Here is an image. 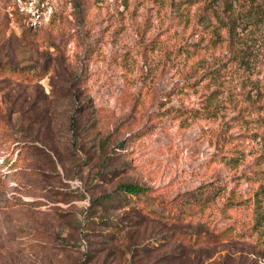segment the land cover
Here are the masks:
<instances>
[{"label": "rangeland", "instance_id": "374dc122", "mask_svg": "<svg viewBox=\"0 0 264 264\" xmlns=\"http://www.w3.org/2000/svg\"><path fill=\"white\" fill-rule=\"evenodd\" d=\"M47 1L0 0V264H264V0Z\"/></svg>", "mask_w": 264, "mask_h": 264}, {"label": "trees", "instance_id": "16d2710c", "mask_svg": "<svg viewBox=\"0 0 264 264\" xmlns=\"http://www.w3.org/2000/svg\"><path fill=\"white\" fill-rule=\"evenodd\" d=\"M23 21L25 20L23 19ZM26 25H27L26 28L33 29V30L40 27V26L31 27L27 23ZM187 51L189 52L188 47H187ZM257 99H260V97L256 98V100ZM262 108H264V106ZM251 111L252 109L250 110L248 109L247 113H251ZM243 118L247 119L246 116ZM249 122H252V120L250 119ZM6 161H7V158H6ZM201 186H197L196 188L188 191L186 193V196L182 198L180 203L170 204L169 212L167 215L171 217L184 218L189 215L196 214L197 211H203L209 202H207V199H203L200 197V193L203 191ZM150 190H151L150 186L142 184L137 181L125 182V183L118 184L115 190L111 192H107L101 195L100 197H104V198L112 197L109 203L111 202L115 203V200L113 199L114 197L113 193H115L116 197L114 198L118 197V201L119 202L121 201L123 205H128L131 201H139L142 203V205L146 207L149 213H152L155 216L164 215V211L166 209V205H165L166 202L158 199V196L151 195ZM214 194L215 192L212 191V193L208 194V197H212ZM254 194H255L256 199L259 198V195L264 196V184H260L259 188L255 191ZM155 199H158V200H156L155 202ZM176 212H178L177 215L175 214ZM186 237H187V240L191 242H197V243H212L213 242L214 243L220 240H227L228 238L231 237V234L226 230H222V231H216L212 233H203V234H194V235L191 233H187Z\"/></svg>", "mask_w": 264, "mask_h": 264}, {"label": "built area", "instance_id": "2783aa9c", "mask_svg": "<svg viewBox=\"0 0 264 264\" xmlns=\"http://www.w3.org/2000/svg\"><path fill=\"white\" fill-rule=\"evenodd\" d=\"M47 0H16V10L31 27L42 25L50 15Z\"/></svg>", "mask_w": 264, "mask_h": 264}]
</instances>
